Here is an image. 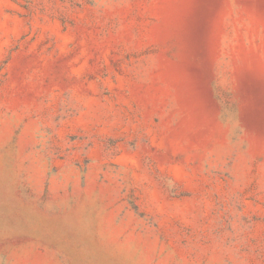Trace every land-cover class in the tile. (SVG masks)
I'll list each match as a JSON object with an SVG mask.
<instances>
[{
  "label": "rangeland",
  "instance_id": "rangeland-1",
  "mask_svg": "<svg viewBox=\"0 0 264 264\" xmlns=\"http://www.w3.org/2000/svg\"><path fill=\"white\" fill-rule=\"evenodd\" d=\"M0 264H264V0H0Z\"/></svg>",
  "mask_w": 264,
  "mask_h": 264
}]
</instances>
